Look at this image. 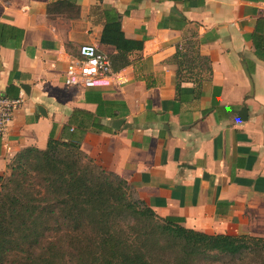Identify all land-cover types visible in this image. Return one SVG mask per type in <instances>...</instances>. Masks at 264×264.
<instances>
[{
	"label": "crops",
	"instance_id": "0c3cea01",
	"mask_svg": "<svg viewBox=\"0 0 264 264\" xmlns=\"http://www.w3.org/2000/svg\"><path fill=\"white\" fill-rule=\"evenodd\" d=\"M106 8L120 15L127 64L63 87L79 45L115 54L101 38ZM0 91L21 95L0 177L22 148L80 138L155 215L264 240V0H0Z\"/></svg>",
	"mask_w": 264,
	"mask_h": 264
},
{
	"label": "trees",
	"instance_id": "16d2710c",
	"mask_svg": "<svg viewBox=\"0 0 264 264\" xmlns=\"http://www.w3.org/2000/svg\"><path fill=\"white\" fill-rule=\"evenodd\" d=\"M101 38L127 64L130 46L120 15L102 12ZM175 57L179 55L176 49ZM196 58L209 73L207 58ZM180 62V61H179ZM80 138L48 137L44 148L25 147L0 177V264H234L247 256L248 235L206 234L159 217L121 177L79 149Z\"/></svg>",
	"mask_w": 264,
	"mask_h": 264
},
{
	"label": "built area",
	"instance_id": "2783aa9c",
	"mask_svg": "<svg viewBox=\"0 0 264 264\" xmlns=\"http://www.w3.org/2000/svg\"><path fill=\"white\" fill-rule=\"evenodd\" d=\"M109 55L92 44L79 45L62 71L63 87H80L112 75ZM21 103V95L9 98L0 91V135Z\"/></svg>",
	"mask_w": 264,
	"mask_h": 264
},
{
	"label": "rangeland",
	"instance_id": "374dc122",
	"mask_svg": "<svg viewBox=\"0 0 264 264\" xmlns=\"http://www.w3.org/2000/svg\"><path fill=\"white\" fill-rule=\"evenodd\" d=\"M246 244L250 247V249L247 250L246 258H244L242 261H240L238 263H234V264H264V251H262L261 248L259 247L260 243L258 241L246 239ZM166 259H167L168 264H175L173 262L174 259H173L172 254L166 255ZM191 264H217V262L194 261Z\"/></svg>",
	"mask_w": 264,
	"mask_h": 264
},
{
	"label": "water",
	"instance_id": "95a60500",
	"mask_svg": "<svg viewBox=\"0 0 264 264\" xmlns=\"http://www.w3.org/2000/svg\"><path fill=\"white\" fill-rule=\"evenodd\" d=\"M21 88H22L23 90H25V92L27 91V90H26L27 87H26L25 85H21ZM38 110H40V107H38ZM238 116H239V117H237L238 119H243V118H245V109L242 108V109L239 111Z\"/></svg>",
	"mask_w": 264,
	"mask_h": 264
}]
</instances>
